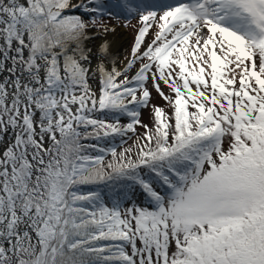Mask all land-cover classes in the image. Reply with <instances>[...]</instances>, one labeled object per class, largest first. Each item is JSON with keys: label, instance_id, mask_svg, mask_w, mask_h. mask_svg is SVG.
Here are the masks:
<instances>
[{"label": "snow or ice", "instance_id": "1", "mask_svg": "<svg viewBox=\"0 0 264 264\" xmlns=\"http://www.w3.org/2000/svg\"><path fill=\"white\" fill-rule=\"evenodd\" d=\"M0 264H264V0H0Z\"/></svg>", "mask_w": 264, "mask_h": 264}, {"label": "rangeland", "instance_id": "2", "mask_svg": "<svg viewBox=\"0 0 264 264\" xmlns=\"http://www.w3.org/2000/svg\"><path fill=\"white\" fill-rule=\"evenodd\" d=\"M73 13H78V15L81 14L78 11L77 12L74 11ZM160 14H162V13H158V15H160ZM138 19H139L138 17L135 18V19H132V21H131L132 25H137L138 26ZM104 23H107V24H119V25H122L123 26L124 23H125V21L123 19H120V20H117V19L107 20L106 19L104 21ZM127 29H128V32H129V37H128V40H127L126 47L120 52L121 53L120 55H121L122 58H124L126 55H130V50H131V47L133 45L134 37L136 35V31H135L134 28L128 27ZM151 39H152V30L150 29V31H149V33H148V35L146 37L145 42L147 43ZM93 51H95V50H93ZM137 67H138V65H137ZM133 71H135V69ZM208 71H210V69ZM225 71L227 72L228 70L225 69ZM148 86L151 88V83L150 82H149V85ZM161 87L164 88V91L165 92H167L168 94H170L169 93V89L166 86H164L163 84H161ZM151 90H152V93H153V97H152V100H151L150 105L152 104V105L160 106V107H162V108L165 109L166 113L171 114V112H172L171 106L166 101H164L155 92L154 89L151 88ZM151 112H152V109H150V111H147V108L141 110V120L143 121V123L150 124L152 122L151 121ZM122 124H124V122H122ZM138 127H139L140 130H142L141 132L143 133L144 132V129L142 127H140V126H138ZM136 199L138 201L142 200L143 199V194L137 192Z\"/></svg>", "mask_w": 264, "mask_h": 264}, {"label": "bare ground", "instance_id": "3", "mask_svg": "<svg viewBox=\"0 0 264 264\" xmlns=\"http://www.w3.org/2000/svg\"><path fill=\"white\" fill-rule=\"evenodd\" d=\"M75 3L76 0H73ZM116 28L114 33H109L106 37L97 36L88 46L93 50L101 43L103 39H107L110 43V52L114 59H116L119 66V61L123 58L121 57V51L126 47L127 40L129 37L128 29L119 24H110ZM95 63V61H94Z\"/></svg>", "mask_w": 264, "mask_h": 264}, {"label": "trees", "instance_id": "4", "mask_svg": "<svg viewBox=\"0 0 264 264\" xmlns=\"http://www.w3.org/2000/svg\"><path fill=\"white\" fill-rule=\"evenodd\" d=\"M69 14H77L78 15V13H73V12H71V13H69ZM165 94L166 95H168V93L167 92H165ZM153 97V96H152ZM152 100V99H151ZM151 103V102H150ZM152 105V104H151ZM151 105L147 108V111H150V109H152V107H151ZM190 111H193V109H189ZM121 121L122 122H124V124H127L128 123V119L127 118H122L121 119ZM120 121V122H121ZM121 122V123H122ZM143 122V121H142ZM152 123V122H151ZM151 123L149 124L150 126H151ZM138 127V126H137ZM139 129V127L136 129V132H137V134H142V130H138ZM134 140H135V135L133 134V133H128L125 137H123V138H120V137H117L116 138V140L114 141V143L117 145V151L118 152H120V151H123V149L125 148V147H130V146H132L133 144H134ZM86 143H88V141H86ZM100 144H101V146H107V147H110L111 146V144H108L107 142H105V141H101L100 142ZM111 159V156L110 155H108V156H106V161L107 160H110ZM90 187H93V188H95L96 186H90ZM100 187L101 188H103V185H100ZM85 191H87L88 190V187H85V189H84Z\"/></svg>", "mask_w": 264, "mask_h": 264}]
</instances>
